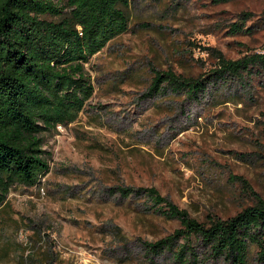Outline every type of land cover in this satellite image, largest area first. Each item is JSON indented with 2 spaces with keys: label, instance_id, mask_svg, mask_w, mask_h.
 I'll return each mask as SVG.
<instances>
[{
  "label": "rangeland",
  "instance_id": "374dc122",
  "mask_svg": "<svg viewBox=\"0 0 264 264\" xmlns=\"http://www.w3.org/2000/svg\"><path fill=\"white\" fill-rule=\"evenodd\" d=\"M129 11L130 30L86 64L95 92L84 110L45 135L50 172L12 189L0 264H171L147 243L180 221L119 186L155 187L201 221L264 200V77L212 75L219 54L264 52V0H131ZM159 71L205 90L161 95Z\"/></svg>",
  "mask_w": 264,
  "mask_h": 264
},
{
  "label": "trees",
  "instance_id": "16d2710c",
  "mask_svg": "<svg viewBox=\"0 0 264 264\" xmlns=\"http://www.w3.org/2000/svg\"><path fill=\"white\" fill-rule=\"evenodd\" d=\"M130 7L131 0H0V207L15 186L33 187L50 172L45 135L73 123L86 107L95 92L86 64L130 30ZM252 69L264 77V52L235 60L219 54L212 75L242 81ZM167 86L195 98L206 82L157 72L151 89L166 95ZM117 191L145 194L156 212L180 221L172 234L147 243L171 264H250L253 247L264 264L261 198L233 216L201 221L155 187Z\"/></svg>",
  "mask_w": 264,
  "mask_h": 264
},
{
  "label": "crops",
  "instance_id": "0c3cea01",
  "mask_svg": "<svg viewBox=\"0 0 264 264\" xmlns=\"http://www.w3.org/2000/svg\"><path fill=\"white\" fill-rule=\"evenodd\" d=\"M5 209L9 210L11 209V207L9 206V198H8V202L6 204H4L3 206L0 207V233H1V228H2V225L3 223L5 222L4 218L1 216V213L2 211H4ZM9 219H12L11 216H8ZM15 229H12L11 230V233L14 232ZM0 240H14L12 239V236L11 237H7V238H1L0 237Z\"/></svg>",
  "mask_w": 264,
  "mask_h": 264
},
{
  "label": "built area",
  "instance_id": "2783aa9c",
  "mask_svg": "<svg viewBox=\"0 0 264 264\" xmlns=\"http://www.w3.org/2000/svg\"><path fill=\"white\" fill-rule=\"evenodd\" d=\"M58 128L61 129V130H65V127H64V125H62V124H59V125H58ZM42 190H43V188H42Z\"/></svg>",
  "mask_w": 264,
  "mask_h": 264
}]
</instances>
